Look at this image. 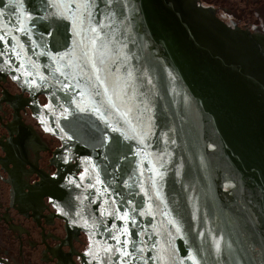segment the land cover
I'll list each match as a JSON object with an SVG mask.
<instances>
[{
  "label": "water",
  "instance_id": "1",
  "mask_svg": "<svg viewBox=\"0 0 264 264\" xmlns=\"http://www.w3.org/2000/svg\"><path fill=\"white\" fill-rule=\"evenodd\" d=\"M111 7L117 10L115 28H105L100 35L112 33L116 40L108 45L111 72L102 75L111 83L126 79L127 70L133 72L137 91L128 92L126 103H117L121 112L132 108L138 116V94L146 93L150 111L140 106L143 123L130 116V125H118L119 114L113 111L106 126L76 110L74 96L82 107L92 106L90 97L81 99L75 87L62 90L65 79L76 83L77 72L69 69L60 76L54 68H64L51 56L72 50L74 39L83 41L78 55L92 33L74 38L79 26L72 19L61 20V9L50 0H25V15L34 21L24 20L32 30L31 40L16 33L20 38L12 43L17 55L9 53L11 64L9 55L0 57V102L6 108L43 263L97 264V254L114 245L108 229L128 223L100 213H111L126 200L140 206L136 213L129 204L117 212L123 215L128 209L136 216V229L128 223L129 251L136 232H145L136 244L143 252L135 253L139 259L128 264H217L210 252L220 237L227 257L222 264H264V15L223 0H129L126 7ZM107 10L100 4L95 19H102ZM53 31L54 39L49 35ZM112 49L133 59L125 64ZM20 64L24 67L18 68ZM142 70L148 71L152 85L145 83ZM41 75L46 79L41 81ZM79 90L86 93L83 86ZM118 126L124 135L142 132L145 143L124 140L111 130ZM105 135L119 141L118 152L115 144L101 147ZM160 163L166 167L161 200L148 202L139 189L143 186L155 195L150 179ZM81 175L91 178L95 189L88 178L79 180ZM150 204L151 215L137 214ZM188 255L196 260H188Z\"/></svg>",
  "mask_w": 264,
  "mask_h": 264
},
{
  "label": "snow or ice",
  "instance_id": "2",
  "mask_svg": "<svg viewBox=\"0 0 264 264\" xmlns=\"http://www.w3.org/2000/svg\"><path fill=\"white\" fill-rule=\"evenodd\" d=\"M51 6L57 9H61L59 12V16L61 20L72 19L75 25L79 26V30L74 28L72 32V36L82 37L86 32H91L92 37L88 40V46L80 49L79 54L76 55L75 51L77 47L83 43L81 40H73V49L65 52L59 56H51L53 61H58L62 64L64 71H61L60 67L54 68V71L58 72L60 76H66V73L69 69H74L77 72V76H74L73 79L76 81L75 84H69L67 79L62 82V90H70L75 87L78 89L77 95L81 97V99L87 94L90 97L91 107L81 106L80 103L76 101L75 96L72 98V103H75L76 110L80 113H87L93 116H96L97 119L104 123L106 126L108 125V116L115 111L119 114L117 119L118 125L128 126L131 124L132 119L136 120L138 124L143 123L144 113L140 112V106L144 107V112L150 111V108L147 106V101L145 99L146 93L139 92L138 99L140 101V106H134L135 111L139 112V115H133V109L127 108L125 111L121 112L120 104H124L127 102L128 92L134 91L137 89L134 87V82L136 77L134 76L131 70H127V78L126 79H116L113 82L110 81V77L108 75H102V73H110L111 69L107 67V52L109 51L108 45L116 40V37L112 33H104L103 36L100 33L104 32L105 28L114 29L116 21L118 19L117 10L112 8L111 6L114 3H118L124 7L127 6L129 0H87V2L83 4L76 3H61L58 0H50ZM25 0H7V4H3V0H0V57L5 55H17L16 48L13 45V41H16L20 37L16 35V33H20L23 37H27L28 40H31L32 30L30 27L24 24V20H28L30 22H34L33 18L25 15L24 8ZM103 4L108 10L105 13H101L102 19H95L97 13H99V6ZM6 9H10L8 12ZM75 9L76 13H72L71 10ZM65 11L69 14L66 15ZM120 14L124 15L123 9L120 10ZM57 14H52V19L55 20V16ZM48 17H45L47 19ZM127 17L125 16L124 20H121L120 23L124 24L126 22ZM111 21V23H108ZM87 25V27H85ZM52 39L55 38L56 32L53 31L49 34ZM112 35V39H109V36ZM123 35V33H121ZM118 42V41H117ZM4 45H7V49L4 48ZM123 48H127V44L122 45ZM113 51H118L123 56L124 63L127 64L132 56L127 53L122 52L120 49H112ZM11 55H9V64H11ZM43 55V54H42ZM65 57H69L67 61H65ZM118 61H112L113 64ZM18 68H23L24 65H17ZM87 68L88 72H85L84 69ZM33 74L28 73V76L31 77ZM169 75H171L169 73ZM141 76L144 78V81L147 85H152L153 82L149 78L148 71L142 70ZM19 79V77H16ZM41 81L45 80L46 77L41 75L39 77ZM32 85L38 87L35 80L31 81ZM83 86L85 91H80V87ZM154 86V85H153ZM120 102L118 104L117 102ZM103 108V111H102ZM67 111V110H65ZM150 123V121H149ZM113 132L120 133V127H115L111 129ZM123 135L124 140L137 141L139 144L143 145L145 143L146 137L143 136V133L138 136L136 134L133 135ZM70 139V138H69ZM175 143V141H172ZM115 144V151L120 150L119 141H114L112 138L105 135L104 139L101 141V147H110ZM143 151V149H141ZM162 159V157H161ZM67 162V161H65ZM88 163H91L90 161ZM171 163V161L169 162ZM95 167V165H93ZM141 167L143 164L141 163ZM87 173V169L85 170ZM142 174V173H141ZM166 174V167L164 163H160L159 169L155 172V175L150 179V183L152 189L155 190V195L151 190H146L143 186L140 187L139 191L141 194L148 196V202H155L161 200V191L163 188V183ZM89 179V187L95 189V184L92 183L91 178L86 177V175H81L78 179L83 181L84 179ZM69 183L75 184L76 187H80V184L76 183V180H71ZM101 183L98 178H96V184ZM126 187L130 185L125 184ZM125 204L131 205V212L136 213L137 207L139 205H134L131 201L121 200L119 208H123ZM119 208L114 209L111 213L101 212V215H109L113 220H119L121 222H128L132 225V229H136L138 227V223L135 215H130V211L125 209L123 215H117ZM63 212V210L61 209ZM139 216L143 217L145 215H151V204L149 209H142L137 213ZM167 214V213H165ZM175 221H169V223H174ZM86 223V222H85ZM128 223H124L122 229H117L116 225L113 224L111 228L108 229L109 238L114 242L113 246L102 249L103 255L97 254L99 259L97 260V264H112L113 259H115L116 264H128L130 260L139 259V257L135 256V253H142L143 248H137L136 244L139 238H142L145 234L144 230L141 229L137 231L135 234V238L131 241V251L129 248V237L131 235L130 229L128 227ZM115 230V232L113 231ZM177 232H179V228H177ZM121 236L125 238L122 240ZM219 239H222L220 237ZM219 239L216 240L214 248V252H210V255L216 256L217 264H222L223 261L227 260V257L223 255V251L221 249V244ZM155 245H153V248ZM225 247H230V245H225ZM219 253L217 256L216 254ZM91 255V251L88 253ZM159 259V257H156ZM188 260H196V257L192 255L187 256ZM241 260L243 258L241 257ZM147 264V261L144 262ZM176 264V262H173Z\"/></svg>",
  "mask_w": 264,
  "mask_h": 264
},
{
  "label": "flooded vegetation",
  "instance_id": "3",
  "mask_svg": "<svg viewBox=\"0 0 264 264\" xmlns=\"http://www.w3.org/2000/svg\"><path fill=\"white\" fill-rule=\"evenodd\" d=\"M223 1L229 3L232 0H223ZM237 1H240V4H241L240 7L264 15V0H237ZM9 126L10 125L8 121L6 108L0 102V127L2 129V134L0 136V150L2 151V153L0 154V183L7 186V189L5 190L7 192V197H6L7 204L6 205H5V202H3L2 196L0 194V218L11 220L10 229L13 231V234H15V238H17L19 242L20 241L19 239L24 240L22 237V233L20 235L18 234L19 229L23 230L22 228L23 224L22 222H19V223L14 222L15 217L13 216L12 212H14L19 217H23L27 220H30L29 222L31 223V226H34V223H33V218H32L27 196L25 198L24 197L21 198L19 195L20 192H26V190H25L22 174H20L21 170H20V165H19L15 146L13 147L11 145L12 148H14L12 152H8L7 150L5 152L6 147L10 143L8 141L13 139L12 134L9 132ZM4 161H7L10 164L11 170L18 171L19 173V179L17 177L18 181L11 180V176L9 172L5 169L3 165ZM2 191L3 190H1L0 188V192ZM26 229H27L26 232L29 233L28 227H26ZM15 231L17 232L15 233ZM12 239H14V237H12ZM28 243L31 246H33V244L37 245L35 241H31V240H29ZM2 251H4V254H6L5 256L11 257L12 254L10 252L1 250V248H0V255ZM2 260H5V259H2ZM0 261H1V257H0ZM20 262L21 263L24 262V259ZM27 264H29V262Z\"/></svg>",
  "mask_w": 264,
  "mask_h": 264
},
{
  "label": "rangeland",
  "instance_id": "4",
  "mask_svg": "<svg viewBox=\"0 0 264 264\" xmlns=\"http://www.w3.org/2000/svg\"><path fill=\"white\" fill-rule=\"evenodd\" d=\"M229 3L237 5V6H241L240 1L237 0H232ZM2 134V129L0 127V136ZM0 152H2L0 150ZM0 188L1 190H3L2 192H0L3 202H5V205L7 204V192L5 191L7 189V186L4 184L0 183ZM13 216L15 217L14 222L15 223H19L22 222L23 226V230L19 229L18 230V234L20 235L22 233V236L24 238V243L20 244V243H16L14 242V239H12V237H14V234L12 232L11 229H9V227L4 226L3 229H1L0 233V248L1 250H5L7 252H10L12 255L11 257L5 256L6 254H4V251H2V254L0 255L1 257V261L0 264H27L29 262V264H44L43 263V259H42V255H41V251H40V247H39V243H38V239H37V235H36V231H35V227L31 226V223L29 222L30 220H27L23 217H19L18 215H16L14 212ZM31 226V227H30ZM26 227H28L29 229V233L26 232ZM10 236V237H9ZM35 241L37 243V245L31 246L28 241ZM5 259V260H2ZM24 259V262H20ZM26 259V260H25ZM5 262V263H4Z\"/></svg>",
  "mask_w": 264,
  "mask_h": 264
},
{
  "label": "crops",
  "instance_id": "5",
  "mask_svg": "<svg viewBox=\"0 0 264 264\" xmlns=\"http://www.w3.org/2000/svg\"><path fill=\"white\" fill-rule=\"evenodd\" d=\"M9 132L11 133V129H10V126H9ZM12 134V133H11ZM8 142H10L9 143V145L6 147V149H5V152H6V150L8 151V152H12L13 150H14V148H12V146L14 147L15 145H14V141H13V139H11L10 141H8ZM12 145V146H11ZM11 147V148H10ZM2 152H0V154H1ZM3 163V162H2ZM3 165H4V167H5V169L9 172V174H10V176H11V180H14V181H18L17 180V177H18V179H19V173H18V171H16V170H11L10 169V164L7 162V161H4V163H3ZM20 174H21V172H20ZM19 195H20V197L21 198H25L26 196H27V194H26V192H20L19 193ZM10 222H11V220H7V219H1L0 218V233L1 232H3V231H1V229H3L4 228V226H7V227H9V229H10V226H11V224H10ZM13 232V231H12ZM17 231H15V233H16ZM23 237V236H22ZM14 242H16L17 244L20 242V243H24V240H21V239H19L20 241L18 242V239L17 238H15V234H14ZM24 239V238H23ZM1 244V243H0Z\"/></svg>",
  "mask_w": 264,
  "mask_h": 264
}]
</instances>
